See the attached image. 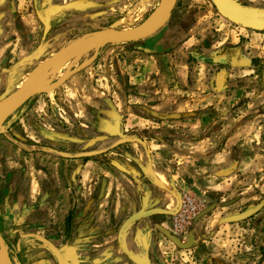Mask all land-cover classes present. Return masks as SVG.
I'll use <instances>...</instances> for the list:
<instances>
[{
    "label": "rangeland",
    "instance_id": "374dc122",
    "mask_svg": "<svg viewBox=\"0 0 264 264\" xmlns=\"http://www.w3.org/2000/svg\"><path fill=\"white\" fill-rule=\"evenodd\" d=\"M11 2L16 10L32 9L29 0ZM160 2L77 1V17H67L45 41L43 26L39 41H20L30 55L15 80L1 83L0 102L73 40L145 26ZM232 2L264 17V0ZM216 3L222 5L177 0L153 37L107 45L49 72L0 129V168L12 139L32 146L31 137L43 148L97 156L102 170L119 164L134 173V156L146 154L183 181L184 197L194 198L199 213L187 232L200 214L212 213L197 227L190 252L164 249L171 264H264V30L226 18ZM31 23L20 30L33 31ZM40 98L37 112L45 114L37 117L32 110ZM252 208H258L252 216L226 221ZM180 211L181 202L176 234L169 232L177 238L186 236L177 229Z\"/></svg>",
    "mask_w": 264,
    "mask_h": 264
},
{
    "label": "crops",
    "instance_id": "0c3cea01",
    "mask_svg": "<svg viewBox=\"0 0 264 264\" xmlns=\"http://www.w3.org/2000/svg\"><path fill=\"white\" fill-rule=\"evenodd\" d=\"M11 1L0 0V85L15 80V70L30 55L20 41H39V26L45 41L67 17H77L76 2L85 0H29L31 10H16ZM27 21L31 32L20 30ZM44 114L37 112V117ZM12 140L0 168V235L12 264H171L164 249L190 252L197 245V227L212 216L206 213L185 237H176L187 245L179 246L167 232L176 234L173 220L187 192L183 181L159 169L154 157L134 156L140 169L134 173L119 164L102 170L97 156L43 148L32 137V146ZM143 208L145 214L122 231Z\"/></svg>",
    "mask_w": 264,
    "mask_h": 264
},
{
    "label": "water",
    "instance_id": "95a60500",
    "mask_svg": "<svg viewBox=\"0 0 264 264\" xmlns=\"http://www.w3.org/2000/svg\"><path fill=\"white\" fill-rule=\"evenodd\" d=\"M177 0H161L160 5L157 9V15L155 20L147 26H142L139 28L131 30H121L116 28H109L94 31L85 34L75 40H73L66 47L58 51L53 56L45 59L41 64H39L36 69L28 76L25 82L8 98L4 101L6 102L0 110V129L4 126L6 121L27 101H29L38 92V87L40 81L53 69L58 68L68 62H71L78 57L88 54L90 52H97L102 47L110 44L117 43H130L141 40H146L148 38L156 35L169 21ZM222 3H216L219 11L226 18L244 25L246 27L264 30V17L260 15L253 14L250 10L236 6L232 0H220ZM47 28L50 29L49 22L46 23ZM118 129V127H117ZM258 208H252L243 214L232 216L226 221L235 222L243 220L255 214ZM145 214L144 208L129 218L123 225L122 231L134 220L141 218ZM202 214L198 216L200 218ZM167 236L176 242L177 245L187 247L183 245L176 237L170 236L167 232ZM192 235L191 238L192 239ZM0 248H3L7 256V262L4 261L0 249V264H12L9 257L6 244L0 235Z\"/></svg>",
    "mask_w": 264,
    "mask_h": 264
},
{
    "label": "built area",
    "instance_id": "2783aa9c",
    "mask_svg": "<svg viewBox=\"0 0 264 264\" xmlns=\"http://www.w3.org/2000/svg\"><path fill=\"white\" fill-rule=\"evenodd\" d=\"M199 213L196 202L192 197H184L181 199V211L177 215V229L181 234L187 233V228L191 226L193 219Z\"/></svg>",
    "mask_w": 264,
    "mask_h": 264
},
{
    "label": "bare ground",
    "instance_id": "6f19581e",
    "mask_svg": "<svg viewBox=\"0 0 264 264\" xmlns=\"http://www.w3.org/2000/svg\"><path fill=\"white\" fill-rule=\"evenodd\" d=\"M156 15H157V13L153 16V18H151V19L149 20V22H148L147 24H145V26L150 25V24L155 20ZM55 69H56V68H55ZM53 70H54V69H53ZM42 80H43V79H42ZM42 80H41V81H42ZM41 81H40V82H41ZM39 84H40V83H39ZM5 103H6L5 101L0 102V110H1V108L3 107V105H4ZM0 249H1V254H2V256H3L4 261L7 262V256H6V254H5L4 250H3V248H0Z\"/></svg>",
    "mask_w": 264,
    "mask_h": 264
}]
</instances>
